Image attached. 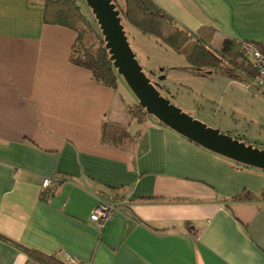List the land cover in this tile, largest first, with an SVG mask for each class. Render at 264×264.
<instances>
[{"label":"crops","instance_id":"0c3cea01","mask_svg":"<svg viewBox=\"0 0 264 264\" xmlns=\"http://www.w3.org/2000/svg\"><path fill=\"white\" fill-rule=\"evenodd\" d=\"M153 2L180 29H213L221 52L264 47V0ZM45 12L0 0V264H264V172L139 122L72 62L78 32ZM126 29L137 57L140 36L154 37ZM46 178L60 185L44 190ZM99 202L117 209L103 224L90 219Z\"/></svg>","mask_w":264,"mask_h":264},{"label":"rangeland","instance_id":"374dc122","mask_svg":"<svg viewBox=\"0 0 264 264\" xmlns=\"http://www.w3.org/2000/svg\"><path fill=\"white\" fill-rule=\"evenodd\" d=\"M38 1L49 10V16H53L57 6L49 0ZM76 2L91 27L101 34L86 0H76ZM88 30L90 31L89 27ZM88 30L83 43L86 44L88 40V44L92 47L96 42H94V34ZM125 31L128 33V29ZM211 31L213 30L209 32ZM140 37L142 41H137L135 44L139 53L136 59L147 77L166 99L208 127L218 129L233 138H240L242 143L264 150V87H258L249 74L228 64L222 52L218 50L220 47L218 42L213 46H210L211 43L207 45L211 53L221 58L219 65L214 66L198 59L197 53L203 54V48L195 41L190 42L178 53L154 38ZM80 47L81 44L78 43L76 53L79 52ZM225 67L230 70H226ZM162 77L164 80L160 82ZM117 91L132 105L130 108L139 105L137 97L119 74ZM142 115L151 121H158L154 116L144 113ZM129 142L124 141L125 144ZM230 162L239 164L231 160ZM250 169L264 172L252 167Z\"/></svg>","mask_w":264,"mask_h":264},{"label":"trees","instance_id":"16d2710c","mask_svg":"<svg viewBox=\"0 0 264 264\" xmlns=\"http://www.w3.org/2000/svg\"><path fill=\"white\" fill-rule=\"evenodd\" d=\"M49 1L57 6V10L52 14L53 16H49V10L46 9L45 21L47 23L59 24L72 28L79 34L78 43L81 44V47L79 48L78 53L75 51L72 62L75 65L90 70L96 81L102 83L104 86L117 89L118 73L113 66L109 51L105 47L106 43L104 37L91 27V24L88 23L82 14L76 0ZM112 3L116 5V10L119 12V17L124 29L126 24L131 25L142 32V34L156 38L159 42L178 53H180L190 42L195 41L196 44L203 48V54L200 55L197 53L198 59L203 60L204 63L213 64L214 66L219 65L221 58L215 56L209 49H207V45L212 42L214 35L213 29L201 28L197 34L188 30L180 29L176 26L173 19L160 9L153 0H125L124 9H122L115 0H112ZM88 27L90 28V31L88 30ZM86 30L91 34H94V42L96 43H93L92 47L88 44V40L86 42L87 45L83 43L84 36H86ZM210 30L213 31L209 32ZM207 33H210V35H207ZM256 45L262 48L260 45ZM75 55H77V57H75ZM222 56L228 64L236 69L243 70L255 79L256 72L251 64L245 62L246 59L240 54L239 42L232 40L225 41L222 48ZM225 68L226 70H230V68ZM135 108L139 111L135 110ZM130 113L139 122H142L145 119L142 115L143 113L149 115L139 105L130 108ZM159 123L164 125L161 122ZM235 139L242 142V139L240 138ZM244 167L250 168L246 166ZM253 198L254 195L246 192L242 196L236 197L235 200H249ZM262 198H264V191L262 193ZM21 249L27 255L34 256L40 261L47 262L52 260V258L44 255L42 256L39 252L22 247Z\"/></svg>","mask_w":264,"mask_h":264},{"label":"water","instance_id":"95a60500","mask_svg":"<svg viewBox=\"0 0 264 264\" xmlns=\"http://www.w3.org/2000/svg\"><path fill=\"white\" fill-rule=\"evenodd\" d=\"M86 3L100 27L114 68L125 79L141 108L195 144L236 163L264 171V150L208 127L161 94L136 59L112 0H86Z\"/></svg>","mask_w":264,"mask_h":264},{"label":"built area","instance_id":"2783aa9c","mask_svg":"<svg viewBox=\"0 0 264 264\" xmlns=\"http://www.w3.org/2000/svg\"><path fill=\"white\" fill-rule=\"evenodd\" d=\"M240 54L251 64L252 68L256 72L255 82L259 86H264V47L260 48L254 42L242 41L240 42ZM60 185V180L57 178H46L42 182V188L44 190H55ZM117 213V209L113 205H109L105 202H99L94 208L91 214V221L103 224L114 218Z\"/></svg>","mask_w":264,"mask_h":264}]
</instances>
